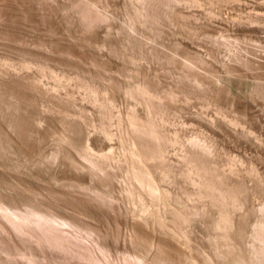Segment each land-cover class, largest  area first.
I'll list each match as a JSON object with an SVG mask.
<instances>
[{
    "label": "bare ground",
    "instance_id": "bare-ground-1",
    "mask_svg": "<svg viewBox=\"0 0 264 264\" xmlns=\"http://www.w3.org/2000/svg\"><path fill=\"white\" fill-rule=\"evenodd\" d=\"M234 1L235 0H233L232 2L234 3ZM107 2H109V0ZM232 2H230V4ZM225 3L228 4L229 0H136V4H135L136 7H133L131 5L134 8L133 10L136 11V15H135L136 17L135 16H134L135 18L133 17L132 22H135L134 19H136L139 25V23L142 21H146L151 24L153 23V20L157 21L158 19H162V18L163 19L174 18L171 19V21H174L175 19H177L175 21H178L180 17H181L180 20L182 18L184 19V13H183L184 10L183 12L173 11L174 7H176L177 5L180 6V4L183 5V7L198 6L201 7V9L203 7H206L205 8L206 15L211 16L209 17L210 19L215 15V18L213 17V20L214 19L217 20L218 18H221V16H219L218 18L216 17L218 15H221L218 14L219 10L221 9L219 8V6L222 4L224 5ZM72 4H75V2ZM185 4L188 5L186 6ZM68 5L70 6V4ZM213 6H216L217 8H219V10L217 9L218 11L215 12L214 10L215 8L213 9ZM235 7H237V5ZM172 11L174 15L172 14ZM245 11L243 9L244 15L241 16H238L240 13L238 15L236 14L237 16L234 14L235 17L233 18L232 15L229 16L232 18L231 19L232 24L234 23L233 25H230L232 26V28H228V27L226 28V26L219 24L222 26V28L220 27L219 29L217 28V30L215 29L216 31L214 32L210 31L204 34V38H208L205 40H207V43L209 44L207 45V43L204 41L206 43L205 54L206 56H208V58H210L211 56L213 58L215 56L214 55L215 53L218 56H220V60L218 61H220V64H222V67L227 73L239 72V71L248 72L249 75L247 76L250 77L251 81L247 82L248 87L245 88H247L248 92L246 91V93L249 94V97L251 99L253 100L258 99L261 102H264V37L262 36L263 37L262 38L261 36H259V33L264 34V9L262 10L261 8V10H259L253 8L252 10L246 12ZM193 12L194 11H192L191 13ZM170 13L173 16L170 15ZM219 13L222 12L220 11ZM206 15H204L205 18ZM224 15L226 16V14ZM187 16L185 14V18ZM225 16L224 18L227 19L229 18ZM198 17H194V18H198ZM137 18L139 19V22ZM141 18H145V19L143 20ZM196 20L197 19H195V21ZM213 20H211V22ZM197 22L200 23L199 21ZM123 23H125V21ZM213 24L214 23H212L211 25ZM226 24H229V21ZM175 25H171V26H175ZM207 25H208V21H207ZM129 26L131 27L132 25ZM135 27L136 26L134 25L133 29H130V31L135 30L134 29ZM207 27L208 26H206V28ZM147 28H149V26H147ZM126 29L124 30L127 31ZM130 31L128 30V32ZM196 31H198V29ZM8 33L9 32H7L6 34L8 35ZM189 33L188 35L195 36L194 31L193 33L192 31H189ZM3 34L5 35V33L1 31L0 38L2 39L7 37V36L3 37ZM125 36L128 37L127 34ZM18 37H19L18 35L11 36L10 40L12 41L13 44L21 41ZM191 37L192 36H190V38ZM134 38L132 37V39ZM150 40L151 42H154V40L152 41V38ZM109 41L111 42V40ZM130 41H128V44ZM1 43L3 42H0V44ZM12 43L11 42L8 43L7 47L4 46L3 44L2 45L8 48L7 50L9 52L14 53L15 54L14 57H12L13 55L9 56L8 54H6L7 51H5V48L2 46L1 47L4 48L5 53L1 52L3 54H0V158H2L0 160H3L4 158L3 161H0V169L3 170V171L0 170V264H75L80 261H84L88 264H264V186H263L264 183L261 185L262 182L260 183V179L257 178L259 182H257L258 180H254L256 183L253 181L254 185L248 186L245 184L246 181H244L243 179L244 177L240 178L239 180H237L236 178H235L236 180H233L231 179L232 177H229V175H225L223 172H219L217 167L215 168V166L217 165L213 166L212 160H209L208 158L209 155H212L211 149L214 147V146L209 147L208 143L210 140L213 139L212 137L214 136L212 135L210 136L209 133H206L209 130L204 132V128L202 126L201 127H199L200 125L196 126V128L198 127L197 132L195 131V134L193 133L194 135H190L188 137L181 136L179 134V131H177L178 128H175L174 130L171 128L172 130L170 131H168L167 127L165 129V124H168L167 123L168 120L172 118V117L169 118L170 117L169 114L176 112L174 110L175 106L174 107L172 106V102L177 101L179 98L183 99L184 101H188L190 98H192L191 95L193 94L195 95V93H193L194 91L193 92L192 90L188 91L187 89H182L181 87L179 88V86H178L179 89L177 90L174 89L162 90L163 88L160 90L158 89V87L156 88L155 85H153L149 81L146 82L144 81L136 85L128 84L122 86L119 84L118 85L114 84L117 81L116 79L115 82L113 83L111 82V84L108 85L107 83L106 84L101 83L99 81L100 79L93 80L92 82L80 81L79 79L80 82L77 83V86L82 90L81 91L82 102L83 101L86 102L83 105H86L88 103L89 104L88 106L89 107L92 106L95 110L92 111L95 112V114L97 113L96 115H90L94 113L88 114L89 111L91 110H88L87 113V108H85L84 106H81L78 108V110H75V106L74 108L73 107L70 108L71 105L64 100L61 101L58 100L57 98H56L57 101H51V99L46 100L45 97L48 92L57 90L55 86H51L47 90L45 89L47 92L45 97L43 96L45 100L42 98L40 94H39L40 96L37 95L36 93L39 92L36 91H40L39 88L41 87L39 86L38 90L35 91V89H37L36 84H38L36 83L37 80H35V76L33 74L32 76L34 77H32L31 74H28L29 72L27 71L32 69L33 67H37L40 70L42 69V71H44L43 69L44 66L37 64L38 51L35 53L34 51H32V49L31 50L26 49L25 46L21 48L18 47V45L17 46L11 45ZM51 43L52 42L50 41V44ZM39 44H41V42ZM90 44L88 43L89 45L88 47H90ZM110 44L113 45L112 43ZM162 45L164 46V44ZM123 47L125 49V45ZM140 49L141 48H139V51ZM155 52L157 53L156 50ZM113 54H114V50H113ZM139 54H141V52H139ZM198 54H200V52ZM198 54H196L195 52V55H189V54L186 55L185 52H183L182 54H179L181 57L177 56V58L179 57L182 59V60L180 59V61H182V66L185 65L186 67H188L186 69L184 66V70L185 69L188 70L187 73H189L190 69L196 70L198 67H200L202 63L207 62L206 61L207 59L204 61L203 58L199 57ZM96 56H99V58H101L100 55H96ZM174 57L176 58V56ZM159 58H161V56ZM157 59H155L154 57V62ZM90 60L91 59L89 57V62L92 61ZM143 62H145V60H143ZM210 62H211V58H210ZM95 63L92 64V66H94ZM205 63H204V67L206 65ZM214 63H216V61ZM124 64H126V66L130 65L127 63ZM45 66L47 67V65ZM103 67L105 68V66ZM151 67L152 66H150V68ZM156 67H159V65ZM138 69L140 68L138 67ZM152 69L154 70V68ZM205 69L203 68L204 72L207 70ZM211 69L207 70L206 72H210ZM99 70L100 68L97 71ZM121 70L119 69L120 72ZM215 70L218 69L216 68ZM103 71L105 72V70ZM142 71H145L146 73V70H142ZM75 72H76V68H75ZM58 73L59 72H57V74ZM223 73L225 75V72ZM76 74L78 75V72ZM163 74L165 76L166 73ZM189 75H188L189 77L192 76L191 79L193 78V80L200 87H202L204 83L210 81V79L206 80L205 76L204 77H199L200 75L197 76L198 74L196 72H194V74L193 72H191V74ZM78 78L76 79V82L78 81ZM160 78L162 79L163 77ZM171 83L172 81L170 82V84ZM60 85L62 86V84ZM211 86H213V84H211ZM198 89L199 87L197 88V90ZM209 89L211 90H209L210 92H208V94L210 95V98L212 99V100L210 99V101L212 102H205L208 99L206 100L203 99L204 101L200 100L202 101L201 109L202 107L205 108L209 107L210 104L213 105L212 106L213 110L212 109L211 110L213 111L214 116L211 114L208 115L210 121L207 120L208 117L207 119H205L211 123L209 124V126L211 125L212 127L215 126L219 127L220 124H223V126L225 125L226 127L238 131L239 134L241 133L243 134L242 136H239L238 134V137H242V138L245 137L247 139L251 137L255 141L263 143L264 130L262 132L260 131L258 132L260 127L252 124V122L254 121L251 120V118L250 119L247 118V120L246 118L243 119V117L246 116V112L244 111L246 108L245 106L246 103L244 104L243 102L242 104V102H240L241 100L240 101L236 100L235 102L237 107L235 109V113L232 112L233 114L230 115V113H228L226 110V106L231 103L230 100L232 99V98L228 99L229 97H227L228 90L223 89V87L218 88L215 86L213 88L209 87ZM44 91H42L41 94H45ZM201 91L204 92L203 90ZM197 92H199L200 95L202 93L200 91ZM115 93H120L126 100L125 109L122 111L120 109L115 108L116 106L114 104ZM200 95L199 96L197 95V97L201 98L202 95L201 96ZM228 102L230 103L227 104ZM192 107L193 106H191V108ZM40 109L42 111H46L47 114L48 113L49 114L47 116H38V114L41 113V111L39 112ZM195 112H197V110ZM43 118H45L44 120L46 121L45 122L46 127L40 129L39 124ZM216 120H218L217 121L218 123H216ZM82 123L90 129L87 130L88 133L85 132L86 133L85 135L81 133ZM174 125L175 124L173 123V127ZM206 127L209 128L208 126ZM215 130H220V129H215ZM90 133L92 134L94 133L92 140L90 138H87L89 137ZM84 136L87 137L84 139ZM51 141H54L55 144L53 143L54 144L53 145ZM98 141L102 143L98 145L97 144ZM216 141L217 140H215V142ZM49 143H51V146H56L57 148L56 149L51 148ZM63 143H65L77 155V157L80 160V162H77L73 154L68 149H65L63 153V157L66 158V160L68 159V161H70V164L68 166L70 167L71 165V167L74 169H78L79 167L84 169L86 168L88 170L87 175H89V177L88 178L84 177L85 178L84 179L81 177H77L76 175L72 176L63 173L61 176L60 175L55 176L51 174L50 178L54 181V183L57 182L59 184L60 182L61 184L59 185H61V187L69 186L74 188L72 190H76L77 188H79L82 190L86 189V191L87 190L90 191L91 194L94 196L93 197L94 201L95 199H98L99 203L98 201L97 203L98 204L101 203L103 205L104 202L105 204L109 205V202L112 201V198L113 201L116 200L114 197L115 195L111 196L109 194V192L113 190L111 191L110 189L109 191L107 190L109 188L108 186H110V188L113 187L111 189H115L114 184H117L119 194H121L125 202L128 205H130L129 207H131V212H133V216L135 217V219L140 218L143 221V222L141 221L142 222L141 223L138 220L135 221V219L130 222L125 221L126 219L124 220L123 225L126 230L125 233L126 234L128 233V238H129V239L127 238L128 239L127 242L130 243V245H132L131 251H128L126 249L127 247L125 248V250H120V252L118 250L117 253L115 252L117 248L114 249L115 253L113 252L111 253L109 251L110 248L108 247L110 246V244L107 246L108 243H106L103 240H105V238H107L108 236L111 237V235H109L110 230L113 231L114 228L115 229L119 228L120 224L117 223L118 222L117 220L114 222L113 219L115 217L114 218L111 217L113 218L111 219L113 221H111L110 217L108 216L109 214L106 211L105 212L108 215L105 213L103 214L101 213V215L97 214L94 212L96 208H94L93 211L91 209L92 206H87L88 202L86 203L85 202L86 200L84 201L83 199H79L73 196H72L73 198H76V203H72V201L68 199H63L62 205H56L51 202L43 203V204L39 202L37 204L34 202L36 195H43V191H45L46 194L50 195L56 200H59V198H56V196H54V193L58 191L46 186L35 185L31 181L19 175L10 174L12 170L14 171L19 167H23V166L26 167L27 166L26 162H28L29 164L30 161L32 160L36 163L37 162L42 163V161L46 159L53 163L55 160L54 158H56L57 153L59 154V151L62 148ZM218 146L216 147L218 148ZM228 149L229 148H227V150ZM233 153L231 154L232 156L236 154V152L234 153V155ZM10 154H12V156H15V158H13ZM5 155L11 157L8 158ZM2 156L7 157L8 160L5 162L6 158ZM226 156L227 155L225 153V157ZM68 161L67 163H69ZM227 161L229 160L227 159ZM226 164L225 165L227 168H224L225 170L223 171L226 172L228 171L231 176L236 175V172L232 168L231 164L229 163ZM32 165H34V163ZM32 165L30 164L28 166H32ZM247 168H248L247 169L248 175L255 176L253 175L255 168L254 169L252 167H247ZM7 169H10L11 172L8 173V171H6ZM43 171L44 170L41 171L40 169H36L35 172L33 171L31 173L36 178H41L42 177L41 172ZM258 173L259 171L256 174ZM94 176H96L97 181L94 180L96 182L92 184L91 180L92 177ZM41 180L46 181V179L44 178H41ZM17 185L23 186L24 189L29 192V194L26 195L20 190L16 191L15 189ZM106 187H108L107 190H105ZM7 190H9L8 192H10L11 190H15L14 191L15 193L13 195L9 194L11 195L9 196L7 194L8 192H5ZM67 192H60V193L61 195L70 194L69 192L68 193ZM116 192H117V188H116ZM250 196L251 198L254 197L258 200L257 204L256 205L254 204L255 206L253 205L251 209L245 206L246 204L245 202ZM55 207H60L61 209H63L60 211H64V209L66 211L70 210L71 214H68L70 211L68 213L66 212V214L65 212L63 213L57 211L55 210ZM77 216H83V218L87 217L90 219H94L96 220V222L97 221L102 222L103 220L102 218H104V221L106 220L105 222L107 223V225L105 224L106 229L103 227L104 224H102V228H100L101 225L99 224L100 222L98 223L99 225L95 223L92 224L93 222L88 223L84 220L79 219ZM118 217L116 216V218ZM195 217L196 219L198 218V221H200L204 225V228L201 230V233L206 238L207 244H203L200 242L191 243L192 239L189 237L190 235L188 234L189 231L187 230V228L191 225V222L195 219ZM99 218L102 220H99ZM64 226H67L70 229L69 228H68L69 230L64 229ZM146 226H148L147 228L149 230L146 229ZM101 229L105 231H102ZM108 230L109 233L107 232ZM116 231H114L115 236L112 234L113 232L111 233L112 237L114 236L113 238L114 242H116V240L118 239L117 237L121 235L119 231H117V233L119 232L120 234L115 233ZM172 238L174 240H172ZM124 240L126 239H123V241ZM102 241L105 243H103ZM153 246L155 247V252L151 254L150 252L152 251L151 249ZM72 260H76L77 262H73Z\"/></svg>",
    "mask_w": 264,
    "mask_h": 264
},
{
    "label": "rangeland",
    "instance_id": "rangeland-1",
    "mask_svg": "<svg viewBox=\"0 0 264 264\" xmlns=\"http://www.w3.org/2000/svg\"><path fill=\"white\" fill-rule=\"evenodd\" d=\"M99 1H101V2H99ZM107 1L108 0H76V1L75 0H72V3L75 2V4H72L71 3V0H0V32L2 31L3 33H5V35L3 34V37L4 36L5 37L6 36L9 37V38L6 37L7 39L6 38H3V39L0 38L1 39L0 42H3V43L0 44V54H3L1 52H4L5 53V51H7L6 54H8L9 56H12V55H13L12 57L15 56V54L12 53V52H9L7 50L8 48H6V47L8 46L7 45L8 43H10V42L12 43V41L10 40L11 36L18 35L19 36L18 38L21 41H19L17 43H14V44L12 43L11 45H16V46L18 45V47H21V48H23L25 46L26 49H30V50L32 49V51H34L35 53L38 51L37 52V54H38V56H37V64L44 66L43 67L44 71H42V69L40 70L37 67H33L32 69H30V70L27 71V72H29L28 74H31V76H32V74L35 76V80L39 81V82L36 81V83H38V84H36L37 89H35V91L38 90V88L40 86L41 88H39V90L41 92L40 91H36V92H39V93H36L35 91L34 92L37 95L40 94L42 96V98L44 99V97H45V95L47 93L46 90L48 88H50L51 86H55L57 90L56 91L48 92L47 95H46V97H45L46 100L51 99V101H57L56 98L58 100H61V101L64 100V101L68 102L71 105L70 108H72V107L74 108V106H75V110H78L79 107L84 106L85 108H87V113H88V110H91L92 111V110H94V108L92 106L91 107L93 109L91 107H89L88 106L89 105L88 103L86 105H83L86 102H84V101L82 102V98H81V91L82 90L80 88H78V86H77V83L80 82V81H91L92 82L93 80H99L100 79L99 81L101 83H104V84L107 83V85H108V84H111V82L113 83V82H115L117 80L116 83H114V84H117V85L119 84V85H122V86L123 85L125 86V85H128V84H130V85L131 84L132 85L135 84L136 85V84H139V83L144 82V81L145 82L146 81H149L150 83H152L153 85H155L156 88L158 87V89H160V90L162 88H163L162 90H170V89L177 90L180 87L182 89H187L188 91L189 90H192V92L194 91L193 93H195V95L194 94L193 95L196 96V97H197V95L198 96L200 95V93L197 92V91L202 92L201 90H203L207 95L204 92H202L201 93V95H202L201 98H199V97L196 98L193 95H191L192 98H190L188 101H184L183 99H180L179 98L180 100L178 99L177 101H175V102L173 101L172 102V106L173 107L175 106L174 107L175 108L174 110L176 112L169 114L170 117L168 115L169 118H171V117L172 118L170 120H168V122H167L168 124H165V129L167 127L168 131H170L172 129L174 130L175 128H178L177 131H179V134L181 136H183V137H188L190 135H194L195 134V131L197 132L198 127L196 128V126H198V125H200L199 127L202 126L204 128V132H206L207 130H209L206 133H209L210 136L211 135L214 136V137H212L213 139L215 138L214 140L213 139L210 140L209 143H208L209 144V147H213L214 146L211 149L212 150V152H211L212 155H209V157H208L209 160H212L213 166L217 165V166H215V168L217 167V169H218L219 172H223L225 175H229V177H232L231 179H233V180H236V179L239 180L240 178H243L244 177L243 179H244V181H246L245 184L248 185V186L249 185H254L253 184V181L254 180H258V179H260V183L262 182L261 183V185H262L264 183V175H263V173H264V171H263L264 170V168H263L264 167V147H263L264 146L263 145L264 144V141L262 143V142L255 141L251 137H249L248 139L245 138V137L244 138L238 137V134H239L238 131H235L232 128L226 127L225 125L223 126V124H220L221 126L219 125V127H216L215 126L216 128L215 127H212L211 125L209 126V124H211V123L208 122V121H210L208 115L211 114V115L214 116V113L212 111L213 110V108H212L213 105L210 104L211 107L209 105V107H206V108L205 107H202V109H201V106H202L201 103H202V101H204L206 99H208L209 101L207 100L205 102H212V101H210L211 98H210V95L208 94V92H210L209 90H211V89H209V87L210 88H213L214 86L215 87H218V88H222L223 87V89H227L228 90V92H227L228 93L227 94V97H229L228 99H231L232 98L230 100L231 103L230 102L227 103V104L230 103L232 105H230V104L227 105L226 104L227 105L226 106L227 112L230 113V115L233 114L232 112L235 113V109L237 107L235 101L236 100H239V101L241 100L240 102H242V104H243V102H244V104L246 103V105H245L246 108L244 110L246 112V116H244L243 119L246 118V120H247V118H249V119L251 118V120L254 121V122L251 121L252 124H254L255 126L260 127L259 130L257 129L258 132L259 131L262 132L264 130V118H263L264 117V102H261L258 99L253 100V99H251L249 97V94L246 93V91L248 92L247 88H245V87H248L247 86V82H250L251 81L250 77L247 76V75H249V73L248 72H245V71L227 73L224 70V68L222 67V64H220V61H218V60H220V56H218L216 53L214 54L215 56L213 58H212V56L210 57L211 58V62H210V58H208V56H206V54H205L206 53L205 44L207 43V40H205V39H208V38H204V34L206 32H210V31L211 32L212 31L214 32V31L217 30V28L218 29L220 27L222 28L221 25L226 26V28L227 27L228 28H232V26H230V25H233L234 23L232 24V20L231 19L233 17H235L234 14L235 15L236 14L238 15L240 13L238 16L244 15L243 9H244V11L245 10L246 11H249V10H252L253 8H256V9H259V10H261V8H262V10H263L264 9V1L263 0L261 1L260 0V2H259V0H245V1L244 0L243 1L242 0H235L234 1L235 5H234V3L232 2L233 0H231V1L229 0V3L228 4L225 3L224 5L223 4L220 5L221 7L219 6V8H221L220 10H219V8H217L218 7L217 5H216L217 7L216 6H213V9L215 8L214 9L215 12H217L218 10H219V12L220 11L222 12V13H219L218 12V14H221V15H218L216 17L218 18L219 16H221V18H218L217 20L216 19L213 20V17L215 18V15L211 19L209 18L211 16H207L206 15V12H205V10H206L205 8L206 7H203L202 6L204 9L203 8L201 9V7H198V6H192V7L191 6L185 7L184 6L183 7V5L180 4L181 7L177 5L176 7H174V10L173 11L174 12L175 11L183 12V10H184V12H183L184 13V19L182 18L180 20V18H181L180 17L178 19V21H175L177 19H175L174 21H171V19H174V18H171V19H168V18H164L163 19L162 18V19H158L157 21L153 20V23H151V24L148 23V22H146V21L140 20L142 22H140L139 25H138L136 19H134L135 22H132L133 17L136 15V11L133 10L134 9L133 7H136V5H135L136 4V0H122V1L121 0H114V1L113 0H109V2H107ZM230 2H232V3L230 4ZM68 4H70V6ZM63 5H65V6H63ZM185 5L187 6L188 4H185ZM236 5H237V7H235ZM104 6H105L106 9L104 8ZM124 7H126V8H124ZM258 7H260V8H258ZM115 8H116V10H115ZM187 8H188V10H187ZM193 9H195V10H193ZM211 9H212V7H211ZM128 10L129 11L132 10V11L129 12ZM241 10H242L243 13L241 12ZM173 11H172V14L174 15ZM192 11H194L195 13L194 12L191 13ZM223 12H224V14H226L227 17H229V16L232 15V18L231 17H229L228 19L227 18H224L225 15L223 14ZM227 13H228V15H227ZM172 14L170 13V15H172ZM185 14H186V16L188 15L186 18H185ZM85 15H86V18H85ZM204 15H206V18L208 17L209 19L207 18V20H206V18H205ZM79 17H81V18H79ZM194 17H198V18H194ZM203 18H204V20H203ZM81 19H82V21H81ZM141 19L144 20L145 18H141ZM195 19H197V20L195 21ZM211 20H213V21L211 22ZM225 20H226V23L229 21V24H226L225 23ZM124 21H125V23H123ZM197 21H199L202 24V26ZM202 21H205V22H202ZM207 21H208V25H207ZM216 21H218V22H216ZM138 22H139V19H138ZM210 23L211 24L214 23V24L211 25ZM170 24L171 25H175L176 24V25L175 26H171ZM188 24H189V26H188ZM219 24H221V25H219ZM129 25H132V26L130 27ZM134 25L136 26L134 28L135 30H131L130 31V29H133ZM9 26H11V27H9ZM147 26H149V28H147ZM206 26H208V27L206 28ZM122 27L124 29H126V27H127V29H126L127 31H125ZM196 28L198 29L199 32L196 31L197 30ZM205 28L208 29V30H206ZM223 28H225V27H223ZM128 30L130 32H128ZM186 30H188V31H186ZM185 31H186L187 34L185 33ZM189 31H192V33L194 31L195 36L194 35H188ZM7 32H9L8 35L6 34ZM179 32H180V34H179ZM126 34H127L128 37L125 36ZM189 34H191V33H189ZM131 35H133V36H131ZM144 35H146V36H144ZM106 36H107V38H106ZM174 36L176 37V39H175ZM178 36H179V38H178ZM190 36H192V37L190 38ZM259 36H261V37L263 36L264 37V34L259 33ZM104 37H105V39H104ZM132 37L133 38L135 37V38L132 39ZM200 37H202V38H200ZM122 38H123V40H122ZM151 38H152V41L154 40V42H151V40H150ZM193 38H194V40H193ZM199 38H200V40H199ZM102 39H104V40H102ZM109 40H111V42ZM148 40H150V41H148ZM201 40L203 42L205 41L206 43L205 42L203 43ZM50 41L52 42L51 44H50ZM128 41H130L129 44H128ZM40 42H41V44H39ZM88 43L89 44L91 43L90 44V47H88L89 46ZM93 43H94V45H93ZM110 43H112L113 45H111ZM196 43H197V46H196ZM2 44L4 46H6V47H4ZM123 44L125 45V49L123 47L124 46ZM160 44L161 45L164 44V46L163 45L161 46ZM198 44H199V47H198ZM203 44H204V46H203ZM91 45H92V47H91ZM130 45L133 47V49H132V47ZM207 45H209V44L207 43ZM207 45H206V47H207ZM1 46L5 48V51H4V48H2ZM141 46L143 47V49H142ZM117 47L118 48L120 47L119 48V51H118V48ZM129 47H131V48H129ZM148 47H150V48H148ZM197 47L198 48L202 47V48L198 49ZM139 48H141L140 51H139ZM126 49H127V51H126ZM137 49H138V51H137ZM180 49H183V50H180ZM185 49H187V50H185ZM188 49H189V51H188ZM113 50H114V54H113ZM115 50H116V52H115ZM134 50L137 53V56H136V53L134 52ZM155 50L157 51V53L155 52ZM203 50H205V51H203ZM117 51H118V53H117ZM125 51L126 52L130 51L131 54H130V52L126 53ZM194 51L196 52V54H198L200 52V54H198V55H199V57H202L204 61L207 59L206 60L207 62L206 63L204 62L206 64L205 67H204V63H202L200 65V67H198L196 70L195 69L192 70V69L189 68L190 71L193 72V74H194V72H196L198 74L197 76H199V75H200L199 77H204L205 76L206 80L210 79L209 82H206L204 84L202 83L203 84L202 87L198 86V84L193 80V78L191 79L192 76L189 77L190 76L189 74H191V72L189 71V73H187L188 70H186V69L188 67H186L185 65L182 66V61H180L181 58H179V57H181L179 54H182L183 52H185L186 55L187 54H189V55H195V52ZM91 52H92V54H91ZM139 52H141V54H139ZM142 52L145 53V54H143ZM133 53H134V55H133ZM177 53H178V55H177ZM120 54H121V56H120ZM125 54H126V56H125ZM96 55H100L101 58H99V56H96ZM88 56L92 60V61L90 60L91 62H89V57ZM116 56H118V57H116ZM160 56H161V58H159ZM174 56H176V58ZM177 56H179V57L177 58ZM115 57H116V59H115ZM154 57H155V59L158 58L157 60H155V62H154ZM168 57H169V59H168ZM98 58H99V60H98ZM148 58H149V61L150 60L152 61V62L150 61L151 63L148 61ZM55 59H57V60H55ZM106 59H108V60H106ZM208 59H209V61H208ZM213 59H214V61H213ZM131 60H133L134 63ZM143 60H145L146 63L143 62ZM160 60L163 61V62H161ZM159 61L161 62V64H160ZM215 61H216V63H214ZM106 62H107V65H106ZM67 63H68V65H67ZM94 63H95V65L98 63L97 65L100 68L99 71H97L99 69L97 65L96 66L95 65L92 66V64H94ZM122 63H123V65L126 68L122 65ZM124 63L130 64V65L129 66L128 65L126 66V64H124ZM157 63L159 65V67H156V66H158ZM102 64H103V66H105V68L102 66ZM163 64H165V65H163ZM214 64L215 65L218 64V65L215 66ZM45 65H47V67ZM133 65H134V68H133ZM150 66H152V67L150 68ZM161 66H162V68H161ZM184 66L186 68L185 69L186 71L184 70ZM69 67H71V68H69ZM93 67H95V68H93ZM138 67L140 69H138ZM209 67H211V68L213 67L214 70H213V68L211 69ZM215 67L218 70H215L216 69ZM45 68L46 69L48 68L47 69L48 71ZM75 68H76V72H75ZM121 68H122V70H121ZM152 68H154V70ZM200 68H201V70H200ZM203 68L204 69L206 68L207 70H210L211 69V71L210 72H206L207 70L205 69L206 71L204 72ZM102 69L105 70V72ZM119 69L121 70V72L119 71ZM126 69H127V71H126ZM141 69L142 70H146V73L147 74L145 73V71H142ZM115 70H117V71H115ZM161 70L164 71V72H162ZM221 70L223 72H225V75H224V73ZM51 71H52V73L53 72H56V73H53L52 74ZM107 71H109V72H107ZM202 71H203V73H202ZM215 71H216V73H215ZM57 72H59V73L57 74ZM77 72H78V75L76 74ZM116 72H117V74H116ZM184 72H186V73H184ZM81 73H84V74L86 73V74L84 75V74H81ZM113 73H115V74H113ZM131 73H132V75H131ZM163 73H166L165 76H164ZM64 74H67V75H64ZM186 74H187V76L189 75L188 78H187ZM209 74H211V75H209ZM207 75H209V76H207ZM34 76H32V77H34ZM36 77H37V79H36ZM160 77H163V78L161 79ZM55 78L56 79L59 78V79L56 80ZM77 78H78V81L76 82V79ZM189 78H190V80H189ZM64 79H66V80H64ZM79 79H80V81H79ZM178 80H180V81H178ZM171 81H172V83L170 84ZM60 84H62V86ZM196 84H197V86H196ZM205 84H206V86H205ZM211 84H213V86H211ZM57 86H59V87H57ZM178 86H179V88H178ZM204 86H205V88H204ZM198 87H199V89L197 90ZM77 90H78V92H77ZM195 90H196V92H195ZM243 90H245V91H243ZM42 91H44L45 94H41ZM110 93H112V92H110ZM197 93H199V94H197ZM243 99H244V101H243ZM200 100H202V101H200ZM130 102H131V100H130ZM125 103H126L125 98L120 93H115V97H114V104L116 105L115 108L120 109L122 111V110L125 109V105H126ZM186 105H187V107H186ZM190 105L193 106V107L191 108ZM247 107H248V109H247ZM88 108H90V109H88ZM203 108L205 109V111H204ZM196 110H197V112H195ZM210 110H211V112H210ZM40 111H41V113H39L40 115L37 113L38 116H47L49 114V113L47 114L46 111H42L41 109L39 110V112ZM91 111H89L88 114H90V113H94V114H90V115H96L97 114V113L95 114V112H93V111L91 112ZM43 112L46 115H44ZM181 117H183V118H181ZM207 117H208V119H207ZM44 119L45 118H43L42 121L39 124V128L40 129L46 127V124H45L46 121ZM183 119H185V120H183ZM205 119H207L208 121L205 120ZM217 121L218 120H216V123H218ZM260 122H262L263 124L260 123ZM173 123L175 124L174 127H173ZM81 125H82L81 126V130H82L81 133H83V135H85L86 133H88L87 130H90V129L88 127H86L83 123ZM176 125H177V127H176ZM187 125L188 126L190 125L189 126L190 128ZM206 126H208L209 128H211L212 130L209 129V128H207ZM193 128H195V129H193ZM214 128L215 129H220V130H215ZM235 132H236L237 135L235 134ZM91 134L92 133H90L89 137H87L88 135L87 136H84V139L87 137V138H90L92 140L93 139V136H94V133L92 135ZM83 135H81V136H83ZM242 135H243L242 133L239 134V136H242ZM246 139H247V141H246ZM215 140H217V141L215 142ZM51 143L52 144L53 143L55 144L54 141H51ZM51 143H49L50 146H51ZM101 143L102 142H100V141L97 142L98 145H100ZM250 144H252V145H250ZM62 145L63 146L60 149L59 154L57 153L56 158H54L55 160H54L53 163L50 162L49 160H46V159L43 160L42 163L41 162H37L36 163V162H34L32 160V161H30L29 164H28V162H26L27 163V166L26 167L25 166L19 167L18 169L14 170V171L12 170V172H11L10 169H7L6 171H8V173L11 172L10 174H13V175H15V174L16 175H19V176H21V177H23V178L31 181L35 185L46 186V187H49V188H52V189L58 191V192L54 193V196H56V198H59V200L54 199L50 195L46 194L45 191H43V195H36V197L34 199V202L37 203V204L39 202H41L42 204L43 203L51 202V203H54L56 205H62L63 204V199H68V200L72 201V203H76V198H79V199H83L84 201L86 200L85 202L86 203L88 202L87 203V206H92V208L91 207L90 208L93 211H94V208H96L97 211L95 210L94 211L95 213L100 214V215H101V213L102 214L103 213H105V214L108 213L109 215L108 214L107 215L110 217V220L115 217L113 220H114V222L116 220L118 221L117 223L120 224L119 228H116V229L114 228L115 230L113 229V231L110 230V233H109V230L107 232L112 237V234L115 236L114 231L117 230V231H119L121 233L122 236L121 235L120 236L117 235L118 236L117 237L118 239L116 240V242H114V240H113L114 236L112 238L110 236H108L107 237L108 240H107V238H105V240H103V241H105L106 243H108L107 246L110 244V246L108 248H110L109 251L111 253L112 252L113 253H115V252L117 253L118 250L120 252V250H125L126 247H127L126 249L128 251H131L132 250V245H130V243L127 242V240L129 239L128 238V233L127 234L125 233L126 230H125V227H124L123 224H124V220L125 219H126L125 221H129L130 222V221H133L135 219V217L133 216V212H131V207H129L130 205H128L125 202V200L122 198L121 194H119L117 184H114V186H115L114 188L115 189H111L113 187L110 188V186H108L109 188L108 187L105 188V190H107V188H108L107 191H109V189H110V191L113 190V191L109 192V194L111 196H114L115 195L114 197H115V199L117 201L116 200L113 201V198H112V201L109 202V205L108 204H105V202H104V205L100 203L101 204V206H100V204H98L99 203L98 199H95V201H94V198H93L94 196L91 194L90 191H88V190L86 191V189L85 190L84 189L82 190V189H79V188H77V189L75 188L76 190H72L74 188L73 187H69V186L61 187V185H59V184H61L60 182H59V184L57 182L54 183V181L50 178L51 177V174H53L55 176L56 175H58V176L60 175L61 176L63 173H65L66 175H72V176L73 175L74 176L76 175L77 177H81V178H84V177L88 178L89 177V175H87L88 170L86 168H85L86 170L84 168H80V167L78 169H74V168L71 167V165H70V167L68 166L70 164V161H68V159L66 160V158L63 157V153H64L65 149H68L73 154V156L75 157V159H76L77 162H80V160L77 157V155L65 143H63ZM216 146H218V148ZM51 148L56 149L57 147L56 146H51ZM227 148H229L230 150L229 149L227 150ZM225 149L227 150V152H226ZM223 150H225V151H223ZM232 151L234 153L236 152V154H235L236 156L234 155V153ZM222 152H223V154H222ZM228 152L230 153V155L233 153L234 156H232V155L230 156ZM225 153L227 155L226 157H225ZM221 154H222V156H221ZM10 155L12 156V154H10ZM5 156H7V155H5ZM5 156H2V157H5ZM11 156H7V157L9 158ZM212 156H214V157H212ZM7 157H5L6 158L5 159V162L8 160ZM12 157L15 158V156H12ZM0 159H2V158H0ZM227 159L229 161H227ZM231 159H232V161H231ZM237 159H239V160H237ZM3 160H4V158H3ZM3 160H0V161H3ZM67 161L69 163H67ZM33 163H34V165H32ZM35 163H36V165H35ZM226 163L231 164L232 168L236 172V175H232L231 176L228 171L227 172L226 171H223V170H225L224 168H227L226 167V165H227ZM30 164L32 166H28ZM65 164H67V165H65ZM222 164H224V165H222ZM247 167H252L253 169L255 168L254 169V174H253L255 176H249L248 175V173H247V169L248 168ZM36 169H40L41 171L44 170L43 172H41V175H42L41 178L46 179V181L41 180V178H36L35 176L32 175L31 172H33V171L35 172ZM241 169L244 170V171H242ZM0 170L3 171L2 169H0ZM72 171H74V172H72ZM258 171H259L260 175H259V173L256 174ZM70 172H72V173H70ZM233 176H235V177H233ZM92 180H91V183L94 184V182L97 181L96 176L92 177ZM94 180H96V181H94ZM247 181H248V183H247ZM249 181H251V182H249ZM257 182H259V180ZM263 186H264V184H263ZM116 188H117V192H116ZM21 189H23V190H21ZM15 190L16 191L17 190L18 191L20 190L21 192H23L26 195L29 194V192L26 191L24 189V187L21 186V185H17V187H16ZM15 190H11L10 192H8L9 190H7L5 192H8L7 193L8 195L9 194L13 195L15 193L14 192ZM66 190L70 194H67V195H63L62 194L61 195L60 192H67ZM76 191H78V192H76ZM2 193H3V191H2ZM11 195H9V196H11ZM72 196L73 197H76V198H73ZM120 197L123 200H121ZM249 198L247 199L248 202L247 201L245 202L246 203L245 206L247 208L251 209V207H253L254 204L255 205L257 204L258 200L256 198H254V197L251 198V196ZM92 201H93V203H92ZM97 201H98V203H97ZM105 201H107V200H105ZM254 201H256V202H254ZM100 202H103V201H100ZM125 206H127V207H125ZM98 209H99V211H98ZM55 210L60 211V210H63V209H61L60 207H55ZM69 211L70 210H67L66 211L64 209V211H60V212H63V213L65 212V214H66V212L68 213ZM115 213H116V216L117 217L119 216L118 218H116ZM68 214H71V211ZM77 217L79 219H81V220H84V221L88 222V223H92L93 222L92 224H94V223L97 224V225L101 224L100 225V228H102V224H104V225L106 224L107 225V223L105 222L106 220L104 221V218H102L103 220L99 218V220H102V222H100V221H97L96 222V220L90 219V218H87V217H84V218H83V216H77ZM111 217H113V218H111ZM195 219H196V217H195ZM195 219L191 222V225L192 226L190 225L187 228V230L189 231L188 234L190 235V236L189 235L188 236L192 239V242L191 243L200 242V243H203V244H207L206 238L201 233V230L204 228V225L200 221H198V218L196 220ZM113 220H111V221H113ZM137 220L139 222L142 221L140 218L135 219V221H137ZM104 225H103V227L106 229V225L105 226ZM200 226H201V228H200ZM66 227L67 226H64V229H67V230L70 229L69 227H67V228ZM147 227L148 226H146V229L149 230ZM102 231H105V230H102ZM117 231L115 233H117ZM119 232L117 234H120ZM124 236H125V238H124ZM201 236L204 237V238H202ZM121 238H122V240H121ZM123 239H126V240L123 241ZM172 240H174V239L172 238ZM105 242H103V243H105ZM103 245H106V244H103ZM115 248H117V250H115V252H114V249ZM151 250L152 251L150 253L151 254L154 253L155 252V247L153 246ZM72 261L73 262H77L76 260H72ZM77 263L78 264H88V263H86L84 261H80V262H77ZM77 263H75V264H77Z\"/></svg>",
    "mask_w": 264,
    "mask_h": 264
}]
</instances>
